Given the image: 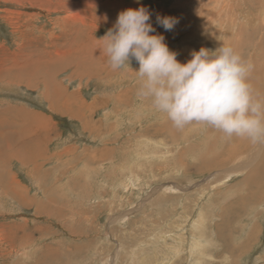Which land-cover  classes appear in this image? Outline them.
<instances>
[{"label":"rangeland","instance_id":"1","mask_svg":"<svg viewBox=\"0 0 264 264\" xmlns=\"http://www.w3.org/2000/svg\"><path fill=\"white\" fill-rule=\"evenodd\" d=\"M212 1L0 0V115L8 103L25 107L43 126L37 156L0 146V264H264V184L241 208L246 153L226 160L209 125L175 128L138 97V62L114 70L102 50L118 13L144 6L180 62L237 45L262 84V52L248 44L263 34L251 27L264 13L248 10L246 25L235 0ZM158 14L179 22L165 31ZM89 62L97 69L81 72ZM27 72L39 75L32 88L14 82ZM52 82L71 95V113L43 96ZM254 143L264 152V140Z\"/></svg>","mask_w":264,"mask_h":264},{"label":"clouds","instance_id":"2","mask_svg":"<svg viewBox=\"0 0 264 264\" xmlns=\"http://www.w3.org/2000/svg\"><path fill=\"white\" fill-rule=\"evenodd\" d=\"M178 22L173 16H156L165 31H172ZM102 39V50L114 70L130 67L131 59L138 62V97L166 114L175 128L199 123L228 138L264 140V101L254 98L248 82L253 65L234 48L201 47L182 63L164 35L156 33L144 6L120 11Z\"/></svg>","mask_w":264,"mask_h":264},{"label":"bare ground","instance_id":"3","mask_svg":"<svg viewBox=\"0 0 264 264\" xmlns=\"http://www.w3.org/2000/svg\"><path fill=\"white\" fill-rule=\"evenodd\" d=\"M211 1V0H210ZM220 1V0H219ZM219 1L215 0L216 3H219ZM229 1V0H228ZM227 1V2H228ZM236 3L238 4V8L240 10V13L238 12V10L236 9V12L238 14H241V17H243L242 13H244V22L245 24H249L250 25V19L248 18V10L252 13L254 12V10H256V12H258L259 14H263L264 13V2H263V5H261L259 8L257 7V3L261 0H248V4H247V0H241L240 3H242L243 7L244 8H241L239 7V1L238 0H235ZM214 2V0L212 1ZM223 2V0H222ZM215 3V4H216ZM221 3V2H220ZM226 3V1H225ZM229 3V2H228ZM227 3V4H228ZM235 3V4H236ZM201 4V3H200ZM199 4V5H200ZM209 3H207L208 5ZM234 4V3H233ZM218 5V4H217ZM222 6V5H221ZM230 6V5H229ZM235 6V8L237 7ZM217 7V6H216ZM231 7V6H230ZM263 7V9H262ZM225 8V7H224ZM233 8V7H232ZM231 8V9H232ZM248 8V9H247ZM234 9V8H233ZM226 10V8H225ZM229 11V9H227ZM263 10V11H262ZM192 11V10H191ZM221 11V10H220ZM233 11V10H232ZM242 12V13H241ZM213 13V12H212ZM224 13V12H223ZM233 13V12H232ZM216 14V13H215ZM225 14V13H224ZM189 15V14H188ZM223 14H221L220 16H222ZM228 15V14H227ZM219 17V12L218 14L216 15ZM223 17V16H222ZM221 18V17H220ZM235 18V17H234ZM216 20V19H215ZM214 20V21H215ZM256 20H259V19H256ZM218 20H216L217 22ZM216 22H213L214 24ZM235 22V21H234ZM243 22V21H242ZM243 22V23H244ZM219 24V23H218ZM216 25V24H215ZM232 25V24H231ZM234 25V24H233ZM235 27V26H234ZM237 28V27H236ZM231 29V28H230ZM253 34L256 33L255 31L259 32H263L264 34V16H263V19L262 20H259L257 22H254V27H251ZM233 30V29H231ZM241 30V29H240ZM239 30L240 34L241 31ZM235 31V30H234ZM231 32V31H230ZM237 32V30H236ZM244 32V31H242ZM228 33V32H227ZM235 33V32H233ZM224 34V33H223ZM237 34V33H236ZM239 34V35H240ZM260 34V33H259ZM261 34L260 38L258 39L259 41H256V43L253 41V40H250V43L251 44H248L249 46V49L250 48H253V51L254 50H260V59L259 60H264V35ZM220 35V34H219ZM218 35V36H219ZM252 35V34H250ZM225 36V35H224ZM252 36H255V35H252ZM220 37V36H219ZM230 38V37H229ZM233 38V37H231ZM219 39V38H218ZM230 40V39H229ZM214 41V39L212 40ZM244 41V40H243ZM249 41V40H248ZM215 44V43H214ZM238 45H240V43H238ZM254 47H253V46ZM227 46V45H226ZM237 47V45H236ZM234 47V49L236 48ZM245 47V46H244ZM214 48V47H213ZM217 48V47H216ZM247 48V47H246ZM245 49V48H244ZM242 49V50H244ZM238 50V49H237ZM80 51V50H79ZM241 51V50H240ZM246 51V50H245ZM243 52V51H242ZM248 52V50H247ZM259 52V51H258ZM241 53V52H240ZM249 53V52H248ZM243 54V53H242ZM242 54H241V57H242ZM256 54V53H255ZM254 54V55H255ZM251 55V54H250ZM249 55V56H250ZM253 55V54H252ZM72 56V55H71ZM248 56V55H247ZM69 57V55H68ZM253 57V56H252ZM257 57V56H256ZM244 58V57H243ZM262 58V59H261ZM74 59V58H73ZM253 59V60H252ZM53 60V59H52ZM249 60V59H248ZM247 60V61H248ZM255 62V59L254 58H251L250 59V62ZM257 60V59H256ZM55 62V61H54ZM59 62V61H58ZM63 62V61H62ZM252 62V63H253ZM77 63H80L78 60H77ZM251 63V64H252ZM41 62H37L36 65H40ZM44 64V63H43ZM94 63H90L88 64V66L90 67L89 70H85L82 69V64L79 65V67H81V69L83 71L81 72H88V73H93L97 68H92ZM62 65V64H61ZM256 65V64H255ZM24 66V65H23ZM30 66V65H29ZM254 66V65H253ZM44 67V66H43ZM87 67V66H86ZM256 67V66H254ZM253 67V68H254ZM261 67H264V62L262 64L261 62ZM22 68V67H21ZM26 68V67H25ZM29 68V67H28ZM36 68V67H34ZM88 68V67H87ZM252 68V69H253ZM33 69V68H32ZM48 69V68H47ZM258 69V68H257ZM261 69V68H260ZM254 70V69H253ZM264 70V69H263ZM34 71V69H33ZM18 72V71H17ZM22 73V72H21ZM260 73H262V71H260ZM17 74V73H16ZM264 74V73H262ZM30 75H32L30 77ZM261 75V74H260ZM259 72H257L256 74V71L255 72H252L251 74H249V77H248V82L251 84L252 86V91H253V96L254 98L258 99L261 97V95L264 94V86L262 85L264 83V81L262 82V84L260 83V80L259 79ZM39 75L36 73V72H27V74L25 75H19V76H16V80H14V82H19V84H23L25 85L27 88H32L33 87V83H31V79L33 80L32 77H38ZM30 77V79L28 78ZM262 78V77H261ZM10 79V78H9ZM27 81V82H26ZM10 82V81H9ZM13 82V81H12ZM35 83V82H34ZM47 83V82H46ZM43 84V83H42ZM50 84V83H49ZM35 85V84H34ZM52 88L48 87V85L46 87V90H45V95L46 96H49V98H53V99H50L49 103L52 104L53 108L60 110L62 109L63 111L65 112H70V109H71V99L68 95H66V97H64L62 95V93L60 94L59 91H58V88L57 86L59 87V84L57 82H52ZM255 85V86H254ZM63 97V99H62ZM46 98V97H45ZM264 100V99H262ZM50 104V105H51ZM8 108L0 115V146H3L5 147V149L8 150V153L9 155H11L12 153V156H16L17 157H25V156H29V157H33V156H37L35 152H39V150L37 148H39V146L41 145V142H42V139H40V136H38V133L41 132L40 129L43 128V126H41V118H38L36 117L35 115V112H31L29 113L28 110L26 109H15V110H18L15 114H13L12 112V107H10V104L8 103ZM9 109V110H8ZM54 109V110H55ZM14 110V111H15ZM56 111V110H55ZM11 114L12 117H15V116H18V115H22L23 118H21V121H17L15 120L14 118L12 119L11 117ZM17 121L18 123H20L18 126L14 124V122ZM171 124V123H170ZM173 125V124H171ZM7 127L9 128L7 130V132L4 130V128ZM35 128V129H34ZM34 129V130H33ZM205 131V129H204ZM219 135H221V139L222 140V143L220 142L218 145L220 146L219 147V152H220V155H222L223 157H226V160H230L229 158H232L234 157L237 153L236 152H244L246 153L245 154V157L248 158V160H245L244 163H243V166L241 167H247L246 169V174H245V177L242 179V182H243V187H244V195L242 196L241 199H243V204L241 206V208L247 204V202L250 200V199H254L255 198H258V191H260V189H262V185L264 184V152H261V149L263 148V144L262 143H259L256 145V143H254L253 140H251L250 138H247L246 137H237V136H232L231 138H228L225 136L224 133H222L221 131H218ZM217 136V135H216ZM217 141V140H216ZM220 141V140H218ZM224 141V142H223ZM256 149H255V147ZM253 147L255 149V151L252 152L253 150ZM32 149V153L30 152ZM37 149V150H36ZM2 151V149H0ZM7 152V151H6ZM216 152V151H215ZM218 152V153H219ZM3 153V151H2ZM5 153V152H4ZM258 153L260 154V158L258 157ZM31 154V155H30ZM5 155V154H4ZM1 157V156H0ZM3 157V156H2ZM11 157V156H10ZM256 157L258 159H256ZM216 158V162L214 163H217V164H222L221 163V159H218L217 157ZM214 158V159H215ZM2 159V158H1ZM223 159V158H222ZM225 160V161H226ZM232 160V159H231ZM255 160V164L250 165L252 163V161ZM214 165V164H213ZM250 165V166H249ZM207 166H211V163H207ZM252 166V167H251ZM2 167V166H1ZM2 169V168H1ZM15 193V192H14ZM48 248H46V253H47V257L49 254H51V256H49L51 259H54L55 257V254L54 256L52 255L53 252H49L47 251ZM54 251V250H53ZM45 259V257H44ZM49 259V258H48ZM44 261H42L41 258L38 259V261L35 263V264H45L43 263Z\"/></svg>","mask_w":264,"mask_h":264},{"label":"crops","instance_id":"4","mask_svg":"<svg viewBox=\"0 0 264 264\" xmlns=\"http://www.w3.org/2000/svg\"><path fill=\"white\" fill-rule=\"evenodd\" d=\"M59 90H62V88L60 87V88L58 89V91H59ZM61 93H62V92H60V94H61ZM43 94H44V95H43ZM43 94H42L43 96H46V95H45V92H43ZM42 95H41V96H42ZM62 95L64 96V94H62ZM49 96H50V95H49ZM49 96H48V97H49ZM68 96L70 97L71 95H68ZM64 97H66V95H65ZM50 99H53V98L50 97ZM50 99H49V100H50ZM62 99H63V97H62ZM70 99H71V97H70ZM50 104H51V103H50ZM50 104H49V105H50ZM4 107H5V106H4ZM4 107H3V109H4V111H5L8 107H6V109H5ZM50 107H52V104L50 105ZM16 108H17V109H22V108H20V106H19V107L17 106ZM23 108L25 109V107H23ZM8 110H9V109H8ZM11 110H12L13 114H15V112H14V110H13V107H12ZM71 110H72V104H71L70 112H69V111H68V112H65V111H63L62 109L58 110V108L56 109V111H59V112H61V113H71V112H72ZM17 111H18V110H16V112H17ZM28 112L31 113L32 111H29V110H28ZM32 113H33V112H32ZM13 114H11V116H12ZM40 117H41V115H40ZM41 118H42V117H41ZM43 122H44V120H43ZM14 124L18 126L20 123H18L17 121H15ZM42 150H43V149H42ZM30 152H31V151H30ZM31 153H32V152H31ZM30 155H31V154H30Z\"/></svg>","mask_w":264,"mask_h":264}]
</instances>
